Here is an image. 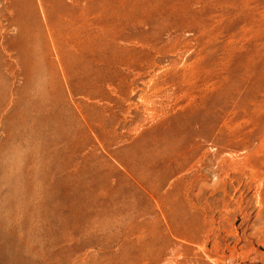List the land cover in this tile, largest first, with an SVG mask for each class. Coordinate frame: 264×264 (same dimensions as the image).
Segmentation results:
<instances>
[{
    "label": "rangeland",
    "instance_id": "rangeland-1",
    "mask_svg": "<svg viewBox=\"0 0 264 264\" xmlns=\"http://www.w3.org/2000/svg\"><path fill=\"white\" fill-rule=\"evenodd\" d=\"M21 1L0 0L2 114L20 101L36 121L0 132V238L46 201L84 241L114 236L69 264H148L126 240L149 232L165 244L151 264H263L264 0ZM33 6L50 27L27 75L9 22Z\"/></svg>",
    "mask_w": 264,
    "mask_h": 264
},
{
    "label": "bare ground",
    "instance_id": "bare-ground-1",
    "mask_svg": "<svg viewBox=\"0 0 264 264\" xmlns=\"http://www.w3.org/2000/svg\"><path fill=\"white\" fill-rule=\"evenodd\" d=\"M23 1L24 0H22L21 2H23ZM38 3H40V2H38ZM29 4H30V2H29ZM37 8H38V11H40V17H41V19H38V17L36 16V11L34 10V6L33 7H12L14 16H13L12 20L9 22V25L14 26L16 28L17 35H16V41H15V43L12 44L11 46H9L8 47V50L11 49V51H14L16 53V62L20 66H23V69L26 71L27 75H30L29 74V68H31L32 67L31 65H33V64H31V61L33 60V55L35 56V53L39 50L38 48H40V47H37L36 48V46H37L36 43H37V41L38 42H40V41L42 42L43 41V38H45L44 35L46 34V31H48V29L50 27V19L47 16V10H46V8L45 7H41V6L40 7H37ZM49 43H50V41H49ZM38 45H39V43H38ZM42 45H44V44H41V47H42ZM52 45L53 44H51V46ZM36 49H38V50L36 51ZM56 50H57V48H56ZM56 50H55V53L54 52L53 53L56 54V56H57ZM19 94H20V92H19ZM26 101L27 100H25L24 102H26ZM5 105H6L5 89L3 88V85L0 84V132L2 133V135H4L3 137L8 138L7 140H12V139H15V138H19V136H21L20 130H21L22 127L28 129V133H29L31 131L32 126H34L33 123L36 121L35 120L33 122V120H32V119H34L32 117V112H33V110L35 108H31V107H29L27 105H22V103L19 101V103L17 102L16 104L13 105V111L11 113H9V114L8 113L2 114V109H3V107H5ZM31 117H32V119H31ZM49 122L51 123V119H50ZM42 124H43V128H46L47 127V125H46L47 123L46 122H44ZM54 125H56V124H54ZM24 128H22V129H24ZM61 130L62 129H60V131ZM29 134H33V133L30 132ZM24 135H28V134H24ZM30 137H33V136H30ZM23 139H24V136H23ZM27 141L25 140V143ZM38 143H40V142H38ZM46 143H48V142H46ZM53 144L56 145L55 143H53V141H51V145H53ZM28 145H29V143H28ZM61 147H63V146H61ZM63 166H62V168L64 169ZM68 166H69L68 163L67 164L65 163V168L68 167ZM73 166L77 167V164L74 162V164H72V167L71 166H69V167L73 168ZM104 188H106V187H104ZM27 194H28V192H27ZM94 199H96V198H94ZM94 199H93V201H94ZM31 201H32V199H31ZM42 201H44V199ZM40 202L41 201L38 202V205H37V207L35 209H37L36 211L38 213V214L37 213L36 214L38 216L39 215H42V216L38 217V219H36V218H33L32 219V217H31L32 220H34V219L36 220V223H35V225H32L31 224L30 227L28 228V230L26 231V233L24 232V234H21L20 236L16 235V237L14 235H10L9 232L6 233L5 235L2 234V236L0 238L1 241H2V243H3V246L0 247V262L2 264H69L68 262H69L70 258L71 257H74V258L78 257V254L77 253L80 250H82L86 246L94 245V244H92L89 241H84L86 239L85 237L89 235V233L87 232V225L86 224H85L86 226L83 225V224H80L81 226H85V229H81V226L80 225H79L80 228L78 227V225L76 227V223H78V222L75 220L73 222V224H75V227L76 228H72L70 230L68 229L69 224L67 226V222H68L67 219L70 216H72V215L74 216V213L72 212V210H71L70 214L68 212L67 216L64 215V214H58V215H55V218L51 219L50 213L47 212V209H48L47 205L48 204L46 203V201H44L42 203H40ZM100 202H101V200H100ZM27 203H29V205H30L29 200H28ZM27 203H24V205H23L24 208L23 209L30 207L29 205H28V207L26 206ZM91 203L92 204L93 203H96V201L95 202H92V200H91V202L88 203V204H91ZM98 203H99V201H98ZM113 203H115V202H112V204ZM21 204H22V202H21ZM34 204H31V205H34ZM103 204L105 205V202ZM74 205H75V203H74ZM84 205H85V203H84ZM95 206H97V205H95ZM32 208L34 210V207H32ZM60 209H61V207H60ZM96 209H98V207H96ZM100 209H98V210H100ZM114 209H115V207H114ZM94 210H93V212H94ZM105 210H107V209H105ZM109 210L112 211V209H109ZM74 211H75V209H74ZM111 211H109V212H111ZM25 212H26V209H25ZM103 212L104 211L102 210V213ZM109 212H107V215H104V218H106V224L103 223V226H107V224L109 225L113 221L111 219L112 217L110 216L113 211L110 213V215H108ZM22 214H21V217L24 216ZM24 217L27 218V221L26 222H28V216H24ZM35 217H36V215H35ZM80 217L82 218V216H80ZM115 217H117V215ZM115 217H113V218H115ZM77 218L79 219V217H77ZM98 218H97V220H98ZM99 220H100V223H101V218ZM24 221H25V219H24ZM119 221H121V220H119ZM26 222H24V225H26ZM29 223H28V225H29ZM31 223H32V221H31ZM33 223H34V221H33ZM52 223L58 228V232L57 233L53 232V230L51 229L52 228L51 227ZM73 224L72 225L70 224V225L73 226ZM100 226L98 225L99 228H100ZM109 231H110V228L109 229H106L105 231H103L102 234L104 236L101 238V241H103V242L102 243L97 242V244H95L94 246H104L106 244H110L114 240V236ZM141 234L142 233H140V235L137 234L138 236L135 239L136 240L135 243H131L129 240H126L127 241L126 247L127 248H130L131 250H133V252L136 253V257L140 256L138 258H141L142 257V254L145 257V259H148L149 258L150 261L149 260H146V262L149 261L148 264L149 263L150 264L151 263H156V261H159V258L162 256L163 252H165L164 251V247H163L165 244L163 243L164 245L163 246L161 245V242L163 240L160 243H159V241L156 242V239L159 238V237L157 235H154L153 232H152V235H154V236H152L150 232L147 233V234H142V235ZM156 236H157V238H156ZM53 251H55V252L53 253ZM128 252H131L132 253V251H130V250H128ZM131 253L130 254L128 253V255H130L129 259L131 261L132 260L133 261L135 260V262H139V261L141 262V259H139V260L138 259H135V256L134 255L132 257L131 256L132 255ZM144 257H142V258H144ZM126 258H128V257H126ZM125 260H127V259H125ZM143 261H144V259H143ZM121 262H120V264H121ZM124 263L125 264H128V262L127 263L124 262ZM129 264H131V263L129 262ZM142 264H143V262H142ZM263 264H264V262H263Z\"/></svg>",
    "mask_w": 264,
    "mask_h": 264
}]
</instances>
